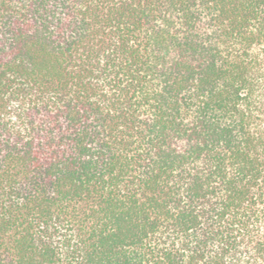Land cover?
<instances>
[{
  "label": "trees",
  "instance_id": "trees-1",
  "mask_svg": "<svg viewBox=\"0 0 264 264\" xmlns=\"http://www.w3.org/2000/svg\"><path fill=\"white\" fill-rule=\"evenodd\" d=\"M0 264H264V0H0Z\"/></svg>",
  "mask_w": 264,
  "mask_h": 264
}]
</instances>
